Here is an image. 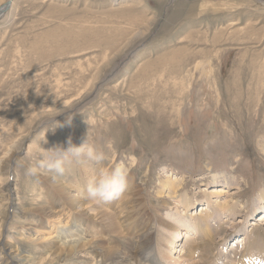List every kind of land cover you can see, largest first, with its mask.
<instances>
[{"label": "rangeland", "instance_id": "obj_1", "mask_svg": "<svg viewBox=\"0 0 264 264\" xmlns=\"http://www.w3.org/2000/svg\"><path fill=\"white\" fill-rule=\"evenodd\" d=\"M88 131L106 159L73 163L58 179L84 186L83 167L96 175L123 165L147 216L199 213L216 173L235 176L230 235L201 260L230 263L231 246L259 229L262 212L254 210L264 191V0L12 1L0 18V264H100L96 255L108 257L109 246L122 254L136 246L137 234L108 232L103 241L88 228L69 237L92 239L73 254H59L61 242H32L47 217L61 223L63 238L76 227L49 195L51 175L30 177L26 168L43 148H67L69 139L80 146ZM168 173L194 201L190 214L162 192ZM160 242L154 235L158 264L166 262ZM263 247L258 235L238 252Z\"/></svg>", "mask_w": 264, "mask_h": 264}, {"label": "bare ground", "instance_id": "obj_2", "mask_svg": "<svg viewBox=\"0 0 264 264\" xmlns=\"http://www.w3.org/2000/svg\"><path fill=\"white\" fill-rule=\"evenodd\" d=\"M12 1L14 0H3L5 3L2 5L4 6V4L10 2V8ZM2 5H0V7ZM199 65L202 68L203 64L197 62L196 66L199 67ZM202 70H205V68H202ZM82 169L85 172L84 178L86 179L85 181L87 184L88 180L95 176V174L93 173L90 165L85 166ZM221 173L222 172L216 173V176L212 179L213 188L210 186L204 189V192H206V190H210V193L207 195L208 198L206 199V202L201 204V210L199 209L201 212L196 214L193 213L191 216H186L184 215L185 213L181 214L180 216H178L177 213H168L167 217L163 218H155L151 215L147 216L145 211L147 206L143 199L139 198L138 189H136L132 180L128 179V189L125 195L119 199V202L115 207L116 210L113 211L109 207L111 202L102 205H95L91 202L80 199L78 196V190L82 186L79 185V179L75 180L74 182H68L62 179H52L53 185L55 187L53 186L54 188L48 189L50 193L48 194L51 196V198L53 197L52 200L55 198V201L63 204L64 208L67 209V218L74 216V218H72V225L76 227V230H74L75 235L70 233L71 235L69 236L67 234L68 238H63L64 233L66 234L67 231H59L60 233L57 232L58 229L61 228V223L59 226L57 223L51 222V220L47 217L42 219V227L40 226V228L35 230L37 236H33L31 238L32 242H39L45 245L51 243L53 244L54 242L51 241L61 242L62 245L57 246L61 248L59 254H73L77 252L78 249H83L84 247L89 246L92 239L86 240L87 238L83 236H79L75 239H70L69 237L78 235V232H86L87 228L90 229L89 232L92 230V235L98 236V239H102L103 241H105V236L109 233L117 237L128 233L133 235L137 234L138 239L136 241V246H128L129 254H127V252L122 254L119 248L115 249V247L113 248L109 246L108 249L110 251V255L107 257V255L98 254L96 255V259L100 256V264H109V262H107L108 258L115 255L116 259L113 261L114 264H158L157 261H160V258H157V255L155 256L156 247L154 246V235L157 234L159 239L163 241V243L160 242L161 249L159 256L165 257L166 260V262H161L159 264H200L210 257L208 253L210 252L211 244L216 243L217 240H220L221 242L227 237V235H230L227 230L230 229L229 225L232 223V218L236 213L232 199H235V196H237L239 193V186L241 185L235 181V176L229 177L226 175V173ZM166 176L167 177L162 180V192H164L170 198L176 200V206L181 204L183 207L182 210L185 209V212L190 214L187 210H190V208L192 209L196 206L188 194L183 195L184 193L181 191V180H179L177 177L174 178V176L170 175L169 173L166 174ZM234 184L235 187H233ZM229 188L231 189L229 190ZM73 191L75 192L72 193ZM226 192H230L229 194L232 197H226L225 199L218 202L217 199L220 198V195ZM63 196L66 199L64 201H62L64 199ZM76 209H81V214L79 211V213H75L74 210ZM257 209L258 211H262L256 218V222H258L260 226L258 227L259 229L257 231L254 230L253 233L250 229V235L244 237H240L243 236L240 235L237 238L238 240L236 241V244H239H235V246L232 245L233 247L231 246L230 256H228L230 263L228 264H252L255 257L261 256L264 258V247L261 249L258 255H255L249 250H244L241 253L238 252L240 243L245 242L246 244H249L251 240H255L258 235H264V191L258 194V198L256 200V209L254 211L256 212ZM177 212L180 214L179 211ZM116 213H120L119 217L115 216ZM223 213H228L227 217L223 218ZM75 215L77 216L76 218ZM152 221H155L153 228L149 227V224H151ZM98 222L102 226V232H99L100 229ZM32 223L34 224V221ZM67 223H64V225L67 226ZM64 225L62 224V226ZM158 227L160 228L159 231H157ZM1 236L2 233H0V237ZM184 237L185 240L184 243H181L182 246L173 252L172 250L179 243V240H182ZM257 246L260 248L261 245ZM50 249H53V247ZM57 249L54 251L56 252ZM149 252L150 255L146 257L145 254ZM173 254L175 256L177 254V257H175ZM151 255L157 259L156 262L152 260V258L151 261H149ZM201 260L203 261L201 262ZM213 263L214 262L208 264Z\"/></svg>", "mask_w": 264, "mask_h": 264}, {"label": "clouds", "instance_id": "obj_3", "mask_svg": "<svg viewBox=\"0 0 264 264\" xmlns=\"http://www.w3.org/2000/svg\"><path fill=\"white\" fill-rule=\"evenodd\" d=\"M105 159V153L98 151L91 142L88 131L80 146L73 145L69 139L67 148L62 146L43 148L37 162L28 166L25 174L30 177L39 174L51 175L53 180H57L65 175L68 166L73 163L91 162L99 165ZM128 177L129 171L123 165L111 168L101 167L86 185L79 188L78 196L95 205L119 200L128 189ZM149 255L150 252L145 254L146 257Z\"/></svg>", "mask_w": 264, "mask_h": 264}, {"label": "water", "instance_id": "obj_4", "mask_svg": "<svg viewBox=\"0 0 264 264\" xmlns=\"http://www.w3.org/2000/svg\"><path fill=\"white\" fill-rule=\"evenodd\" d=\"M9 5H10V2H8L7 4H4V6L2 5L0 7V16L3 17L6 13V11L8 10L9 8Z\"/></svg>", "mask_w": 264, "mask_h": 264}]
</instances>
